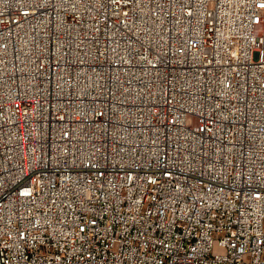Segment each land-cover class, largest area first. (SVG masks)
Returning <instances> with one entry per match:
<instances>
[{
    "label": "built area",
    "instance_id": "1",
    "mask_svg": "<svg viewBox=\"0 0 264 264\" xmlns=\"http://www.w3.org/2000/svg\"><path fill=\"white\" fill-rule=\"evenodd\" d=\"M0 264H264V0H0Z\"/></svg>",
    "mask_w": 264,
    "mask_h": 264
}]
</instances>
